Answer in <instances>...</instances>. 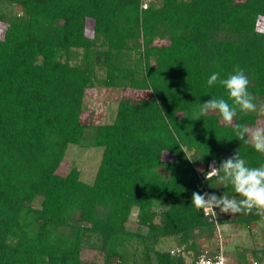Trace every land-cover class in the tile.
I'll return each instance as SVG.
<instances>
[{
    "label": "trees",
    "instance_id": "16d2710c",
    "mask_svg": "<svg viewBox=\"0 0 264 264\" xmlns=\"http://www.w3.org/2000/svg\"><path fill=\"white\" fill-rule=\"evenodd\" d=\"M147 1L0 0V264H194L217 224L192 193L241 198L206 177L209 164L235 151L264 164L218 113L196 119L208 99L232 103L207 80L237 67L264 104V0ZM97 87L119 92L111 122L87 105ZM70 145L102 149L92 182L59 172ZM216 211L220 225L264 221ZM164 239L177 245L157 248ZM252 251L264 264V248Z\"/></svg>",
    "mask_w": 264,
    "mask_h": 264
},
{
    "label": "clouds",
    "instance_id": "9594fccd",
    "mask_svg": "<svg viewBox=\"0 0 264 264\" xmlns=\"http://www.w3.org/2000/svg\"><path fill=\"white\" fill-rule=\"evenodd\" d=\"M219 83L231 98L230 104L224 98H211L201 103L196 112V119L207 116L209 113H218L222 121L232 126L236 138L250 143L257 152L264 153V126L249 127L245 124L234 123L238 112H257L264 114V104L257 105L253 95L248 91L250 80L245 71L239 67L227 78H221L219 72L213 73L207 80L209 86ZM247 137V139H246ZM207 176H214L217 182L224 186H231L234 192L241 197H230L227 193H210L207 191H194L191 204L205 213L212 212L215 217L219 214L234 215L251 214L255 209L257 214L264 212V164L258 167L249 166L241 158L238 151L219 165L215 161L209 164Z\"/></svg>",
    "mask_w": 264,
    "mask_h": 264
},
{
    "label": "rangeland",
    "instance_id": "374dc122",
    "mask_svg": "<svg viewBox=\"0 0 264 264\" xmlns=\"http://www.w3.org/2000/svg\"><path fill=\"white\" fill-rule=\"evenodd\" d=\"M149 2V0L147 1ZM146 6V5H145ZM14 12H19L18 7L5 6ZM90 28V27H89ZM259 28L264 30V19L260 21ZM5 24L0 22V36H3ZM91 30V29H90ZM127 94L130 92L127 91ZM119 92L108 88L97 87L90 92L87 98L89 108L95 109L97 122H111L116 114ZM256 126H264V117L258 120ZM102 158V149L85 148L77 145H70L68 153L59 170L61 174H67L73 167L79 168L83 179L92 182L95 178L99 163ZM209 171V168H208ZM137 209H134L128 226L137 228ZM222 242L228 255L235 256L237 251H247L248 256H253L252 250L264 248V221H258L250 226L238 223H228L217 227V235L210 240L201 238L199 242H204L206 246H216ZM177 243L174 239H164L157 248L164 250L175 248Z\"/></svg>",
    "mask_w": 264,
    "mask_h": 264
},
{
    "label": "built area",
    "instance_id": "2783aa9c",
    "mask_svg": "<svg viewBox=\"0 0 264 264\" xmlns=\"http://www.w3.org/2000/svg\"><path fill=\"white\" fill-rule=\"evenodd\" d=\"M207 214H212V219L216 222L217 227L219 228V224L217 223V217L214 216L212 212ZM212 251V252H211ZM175 252H181V249H177ZM192 262L194 264H237L234 260H231L222 245V242L217 243L215 248L210 251L203 252L202 254L198 255V257L193 258ZM249 264H263L259 260L255 259L253 256H249Z\"/></svg>",
    "mask_w": 264,
    "mask_h": 264
}]
</instances>
